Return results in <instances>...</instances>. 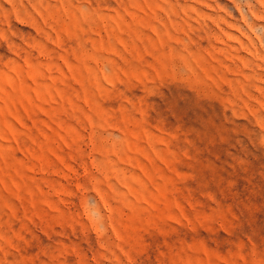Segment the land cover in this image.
Segmentation results:
<instances>
[{
	"label": "rangeland",
	"instance_id": "obj_1",
	"mask_svg": "<svg viewBox=\"0 0 264 264\" xmlns=\"http://www.w3.org/2000/svg\"><path fill=\"white\" fill-rule=\"evenodd\" d=\"M0 264H264V0H0Z\"/></svg>",
	"mask_w": 264,
	"mask_h": 264
}]
</instances>
